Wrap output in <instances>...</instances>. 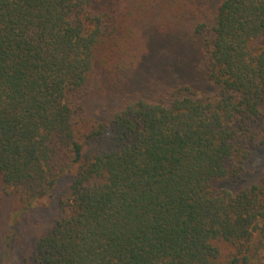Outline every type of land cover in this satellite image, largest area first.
I'll return each instance as SVG.
<instances>
[{"label": "trees", "instance_id": "trees-1", "mask_svg": "<svg viewBox=\"0 0 264 264\" xmlns=\"http://www.w3.org/2000/svg\"><path fill=\"white\" fill-rule=\"evenodd\" d=\"M99 1L0 0V182L30 205L76 170L33 264H220L221 243L231 264H264V176L219 187L264 146V0L187 10L211 92L128 98L83 133L73 97L117 69L122 14Z\"/></svg>", "mask_w": 264, "mask_h": 264}, {"label": "rangeland", "instance_id": "rangeland-1", "mask_svg": "<svg viewBox=\"0 0 264 264\" xmlns=\"http://www.w3.org/2000/svg\"><path fill=\"white\" fill-rule=\"evenodd\" d=\"M219 0H100L95 9L120 13L119 48L108 53L116 73L97 66L90 94L73 97L79 112L81 131L88 133L100 124L109 125L123 100L137 96L164 97L172 88L188 85L200 92H211L207 78L204 41L195 33L198 14L210 19ZM133 29L129 37L125 27ZM124 51L125 54H120ZM105 60L106 55L104 54ZM109 65V64H108ZM264 113V108H263ZM92 147V146H91ZM89 148V146H88ZM87 148V149H88ZM74 171L63 174L54 190L30 205L16 191L0 182V264H33L35 243L56 224L62 211ZM264 176V146L255 148L245 165L243 179L223 182L219 187L237 191L260 183ZM220 264H231L236 250L220 244Z\"/></svg>", "mask_w": 264, "mask_h": 264}]
</instances>
